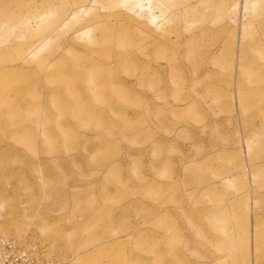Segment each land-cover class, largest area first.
<instances>
[{
    "label": "rangeland",
    "instance_id": "374dc122",
    "mask_svg": "<svg viewBox=\"0 0 264 264\" xmlns=\"http://www.w3.org/2000/svg\"><path fill=\"white\" fill-rule=\"evenodd\" d=\"M0 264H264V0H0Z\"/></svg>",
    "mask_w": 264,
    "mask_h": 264
}]
</instances>
